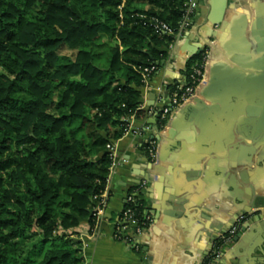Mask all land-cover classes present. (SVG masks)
Returning a JSON list of instances; mask_svg holds the SVG:
<instances>
[{"label":"trees","instance_id":"trees-1","mask_svg":"<svg viewBox=\"0 0 264 264\" xmlns=\"http://www.w3.org/2000/svg\"><path fill=\"white\" fill-rule=\"evenodd\" d=\"M186 1L0 0V264H83L72 236L95 223L112 163L106 145L146 115L142 71L169 52L172 37L148 18L177 30ZM127 206L138 219L149 214L140 199Z\"/></svg>","mask_w":264,"mask_h":264},{"label":"crops","instance_id":"crops-1","mask_svg":"<svg viewBox=\"0 0 264 264\" xmlns=\"http://www.w3.org/2000/svg\"><path fill=\"white\" fill-rule=\"evenodd\" d=\"M195 1L192 29L139 88L146 115L130 118L113 141L103 214L72 236L83 264H198L241 214L264 209V0ZM207 43L213 48L194 96L158 128L149 112L163 107L167 87L185 80ZM147 132L158 144L153 164ZM141 180L139 199L153 222L136 250L114 239L113 221ZM250 223L214 264H258L249 250L264 241V220Z\"/></svg>","mask_w":264,"mask_h":264},{"label":"built area","instance_id":"built-area-1","mask_svg":"<svg viewBox=\"0 0 264 264\" xmlns=\"http://www.w3.org/2000/svg\"><path fill=\"white\" fill-rule=\"evenodd\" d=\"M185 14L179 22V27L177 30H174L166 22L156 18L149 17L148 23L153 28L154 32L158 35H166L172 37V40L169 44V50H171L183 37L189 33L193 26V20L190 17L191 15L196 14V1L187 0L184 4ZM144 17V16H141ZM203 58L200 64L195 63L191 67V73L189 74L190 83L186 86L178 85L177 89L181 92L173 91L171 94H167V101L158 111L151 110L150 115H156L159 120L166 121L168 115L172 112L173 109L182 105L184 102L189 100L194 96L196 88L200 84L206 69V60L209 54V48H205L203 51ZM157 70L156 66L145 67L142 71L144 81L152 76ZM186 78V77H185ZM129 129V123H127L126 130ZM150 132V131H149ZM144 139V151L147 156L149 164H153L157 159V141L151 134H145ZM106 149L109 155L114 157L115 147L113 143H108ZM146 180H141L138 182L137 187L134 188L130 193H127L125 197V203H134L139 199L142 191L145 189ZM94 211V218L97 219L100 214H103L106 199L102 197L99 201ZM250 213L249 215H251ZM241 219V218H240ZM153 219L151 215L147 214L143 219H138L134 215V209L132 207H125L122 211L121 217H117L113 221V237L118 241H124L128 243L133 249H138L139 244L136 242V238L142 236L150 228ZM238 219L230 228H228L225 233H223L219 238H222V244L216 246L215 242L212 243V248L207 252L204 257L201 259L200 264H214V262L221 256V249L226 245L232 244L233 235L237 230ZM126 230H131V236L133 240H129L126 236L123 235V232Z\"/></svg>","mask_w":264,"mask_h":264},{"label":"water","instance_id":"water-1","mask_svg":"<svg viewBox=\"0 0 264 264\" xmlns=\"http://www.w3.org/2000/svg\"><path fill=\"white\" fill-rule=\"evenodd\" d=\"M205 48H209V50L210 49H212L213 48V45L211 44V43H207V44H205V45H202V47H201V50L203 51ZM209 116V115H208ZM206 117V116H205ZM259 220H261L259 217H256V218H253V219H251L250 221H249V223L251 222V223H253V221H256V222H258ZM250 223V224H251ZM245 230V228H243L242 229V231H244ZM239 239V235H237L236 237H234L233 238V240H232V244L233 243H236L237 242V240ZM75 241H76V239H74ZM232 244H230V245H232ZM230 249V246H228V245H226L225 247H223L222 249H221V258H222V256L224 255V252L225 251H228ZM249 253H250V255H252L253 257H255V261L258 263V264H264V241H262L261 242V244H256L252 249H250L249 250ZM220 257L217 259V260H219L220 259ZM216 260V261H217ZM215 261V262H216ZM200 262H201V259L199 260V263L198 264H200Z\"/></svg>","mask_w":264,"mask_h":264},{"label":"flooded vegetation","instance_id":"flooded-vegetation-1","mask_svg":"<svg viewBox=\"0 0 264 264\" xmlns=\"http://www.w3.org/2000/svg\"><path fill=\"white\" fill-rule=\"evenodd\" d=\"M249 214H250V212L244 213L238 217V223H237L238 228L235 231L232 238L236 237L240 233L241 227L244 224L248 223L251 219L259 217L261 220H264V209H260V211L254 212L251 215H249Z\"/></svg>","mask_w":264,"mask_h":264},{"label":"rangeland","instance_id":"rangeland-1","mask_svg":"<svg viewBox=\"0 0 264 264\" xmlns=\"http://www.w3.org/2000/svg\"><path fill=\"white\" fill-rule=\"evenodd\" d=\"M62 53H66V51H62Z\"/></svg>","mask_w":264,"mask_h":264}]
</instances>
